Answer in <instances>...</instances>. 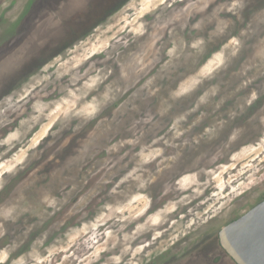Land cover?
<instances>
[{
    "label": "rangeland",
    "instance_id": "374dc122",
    "mask_svg": "<svg viewBox=\"0 0 264 264\" xmlns=\"http://www.w3.org/2000/svg\"><path fill=\"white\" fill-rule=\"evenodd\" d=\"M227 2L214 0L194 30L181 3L172 0H75L73 9L59 8L60 0H0V73H16L0 88V103L16 109L0 129V137H10L0 145V204L11 206L0 213L11 212L15 220L0 246L21 242L14 255L30 251L28 264H86L89 244L110 242L111 211L128 209L140 227L133 231L130 224L125 241L105 248L108 264L116 256L120 264H235L218 232L264 199V40L252 36L253 28L264 34V0H251L241 20L220 11ZM220 16L230 17L231 26L221 23L209 35L210 22ZM249 20V35L240 37L244 47L234 57L230 37ZM202 36L205 43L192 48ZM54 84L60 93L36 98ZM253 91L257 98L248 104ZM108 125L103 144L74 140L68 131ZM108 144L115 151L106 152ZM160 150L169 166L159 180L180 190L179 206L174 191L166 205L154 207L135 174L121 185V198H101L103 209L94 198L101 185L87 187L77 209L88 211L60 223L62 212L42 203H73L102 162L116 163L120 176L126 153L148 159ZM17 166L24 169L20 175Z\"/></svg>",
    "mask_w": 264,
    "mask_h": 264
},
{
    "label": "clouds",
    "instance_id": "9594fccd",
    "mask_svg": "<svg viewBox=\"0 0 264 264\" xmlns=\"http://www.w3.org/2000/svg\"><path fill=\"white\" fill-rule=\"evenodd\" d=\"M160 2L164 3L165 0H160ZM178 2L181 3V8L179 9V11L186 12L188 14V22L191 24L192 29L197 30L200 29L203 24L202 14L210 10V7L213 5L214 0H172V3ZM250 2L251 0H228L226 6L220 7V11L222 13L228 12L230 14V17H235L236 20H241L243 18L245 9L248 8ZM74 4L75 0H60L59 8L73 9ZM212 10L214 11L215 9ZM193 16L196 17L195 20L192 19ZM230 17L220 16L218 20L210 22L212 24V27L209 28L208 34L210 35L212 32H214L216 27H218L221 23H223V29H227L228 27H230ZM180 19V17H177V20L173 21V23L179 22ZM181 27L186 29L188 27V24H182ZM249 27H251V20H249V23L245 27L240 29L239 35H233L232 37H230L231 43L237 45L236 50L233 52L234 57L239 55L240 51L243 49L245 42L242 41L240 37H245L249 35ZM252 36L256 37V43H259L261 40H264V34L257 36L256 30L254 28L252 30ZM205 39L206 38L203 36L197 37V39L193 41L190 46L192 48H196L199 44L205 43ZM252 56L257 57V53L254 46ZM257 59H259V57H257ZM224 63L225 62L223 60L220 61L221 66H223ZM15 75L16 73L14 72L0 73V88H3L8 83H10V81L15 78ZM121 75H126V72H122ZM60 90V84L49 85L47 90L42 91L36 98L45 99L50 93H60ZM116 91L122 92L123 87H118ZM7 94L10 95L11 90H9V93ZM257 95L258 94L256 91L250 93V99L247 103L251 104V102L257 98ZM15 111L16 109L11 107L7 102L0 103V129L7 127V125L11 123L12 117L15 115ZM34 114L40 115L38 112H35V110ZM231 118L236 119L235 116H232ZM249 119H251V117H249ZM140 122L145 124L150 123V121L147 120H143ZM99 123L103 124V121H100ZM260 123L264 124V116L260 117ZM210 130L211 129H205V131ZM68 131L72 134V138L74 140H87L89 137H92L93 143L103 144L107 140V137L111 134L112 126L108 125L106 128L93 126L87 132H83L77 127H72L68 129ZM9 138L10 137L8 136L0 137V145H6ZM231 139H233L232 135L229 136V140ZM125 143H133V141L129 140ZM163 143L166 146L173 147L174 149L176 148L175 144H169L168 141H163ZM193 143L199 144V141L196 140L193 141ZM104 150L110 153L112 151H115V147L111 144H108ZM89 151H91V146L89 148ZM132 156H134L135 158L132 159ZM172 159H174V157H168V160ZM164 160L165 154L162 150L157 151L155 156L150 157L148 159H141L138 152L132 154L126 153L125 157L122 158L124 172L120 176L115 175V169L117 167L116 163L112 162L111 160L102 162L100 169L98 171L92 172L89 179L87 181H84V185L86 187L84 191L79 192V194L75 197L73 203H69L67 198L64 200L63 204H61L60 201H57L54 206L49 205L48 202L43 198L42 203L46 205L47 211L51 212L53 207H55V210L57 212H62L63 215L56 220V223H60L63 220L64 216L70 217L75 214L82 215L88 211L87 206L77 209V206L81 204V200L83 199V196L87 191V187L94 186L97 183L101 185L103 190L101 191L100 189H97L95 191V199L104 198L107 200H112L113 198H121V185L124 184L125 180L132 179L133 174H135L136 176H139L141 179H143V183L140 184V189L142 190L145 199L148 200V202L154 207L159 208L166 205L168 199L172 198L171 194L174 191L176 192V204L177 206H179L184 201V197L180 190L174 187H166L165 183L159 180L161 173L165 171V168L167 166H169L164 164ZM128 169H131V171H129ZM8 171L11 172L13 170ZM23 171L24 169L20 166H17L15 168L16 175H20V173H22ZM4 175V172H0V178H2ZM24 178L27 179V177ZM20 182L23 183V180H21ZM3 187L4 185L0 184V191L3 190ZM78 187L79 186L74 185L71 188V191H77ZM104 199H101V202L97 205L101 209H103ZM89 203H91V201ZM64 205L67 206L65 207ZM5 207L11 206L0 204V208ZM53 215H55V213H53ZM11 216V212H8V214L0 213V239H3L7 235L8 230L6 225L9 222L15 223V220H12ZM135 219V216H133L132 213L128 211V209H124L123 211L112 210L111 214L108 215V220H110L111 223L106 225V228L109 229L107 235L110 238V242L109 244H106L105 247H99L96 241H93L91 244H89L85 248V251L89 252L90 255V258L86 259V264H108V261L102 258L101 253L105 251L106 247L110 246L111 248L115 249L117 247V244H120L122 241H125L127 238L125 230L129 228L130 224L133 225V231L135 230V228H139V224H133ZM99 240L104 241V235H101L99 237ZM20 246L21 242L15 240H13L9 244L0 246V256L3 257V260L0 261V264H28V261L31 259L30 251L29 253H21L20 255H14V253L17 251V249H19ZM92 248H96V250L91 251ZM131 255H134V253H132ZM78 259V257H73L74 261ZM120 260L121 257L116 256L113 260V264H120Z\"/></svg>",
    "mask_w": 264,
    "mask_h": 264
},
{
    "label": "water",
    "instance_id": "95a60500",
    "mask_svg": "<svg viewBox=\"0 0 264 264\" xmlns=\"http://www.w3.org/2000/svg\"><path fill=\"white\" fill-rule=\"evenodd\" d=\"M218 240L235 264H264V199L224 225Z\"/></svg>",
    "mask_w": 264,
    "mask_h": 264
},
{
    "label": "flooded vegetation",
    "instance_id": "af4514ba",
    "mask_svg": "<svg viewBox=\"0 0 264 264\" xmlns=\"http://www.w3.org/2000/svg\"><path fill=\"white\" fill-rule=\"evenodd\" d=\"M49 229V228H48ZM58 229V228H57ZM54 232H57V230L55 229V230H53V233H52V235L51 236H49V239L48 240H50L51 238H52V236H54ZM35 237H37V236H35ZM33 238V237H32ZM219 241V240H218Z\"/></svg>",
    "mask_w": 264,
    "mask_h": 264
}]
</instances>
